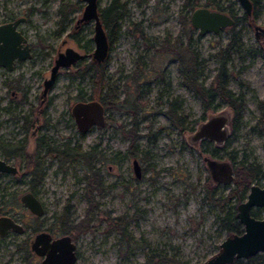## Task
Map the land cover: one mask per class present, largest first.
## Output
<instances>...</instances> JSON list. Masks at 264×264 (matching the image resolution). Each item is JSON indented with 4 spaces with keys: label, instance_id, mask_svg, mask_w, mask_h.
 <instances>
[{
    "label": "rangeland",
    "instance_id": "374dc122",
    "mask_svg": "<svg viewBox=\"0 0 264 264\" xmlns=\"http://www.w3.org/2000/svg\"><path fill=\"white\" fill-rule=\"evenodd\" d=\"M61 1H76L79 7L59 23ZM206 1L198 0L197 6ZM213 1L224 6L226 12L228 4L237 15L244 12L237 0ZM109 2L100 0L99 6ZM120 2L127 14L120 20V31L103 64L109 96L117 107L106 110L104 126L80 134L70 107L78 99L96 98L90 72L86 77L76 75V62L59 70L43 102L41 91L55 54L66 46L77 48L84 55L82 61L91 60L94 22L83 20L76 26L75 21L84 1L0 0V22L24 15L18 26L32 47L31 57L12 69L0 65V143H25L28 154L35 147L42 154L44 147L36 146L37 137L56 146L68 141L84 150L95 149L92 162L99 169L104 188L101 194L92 190L96 202L89 213L93 228L69 232L76 242L75 264H165L156 256L147 263L146 256L152 252L174 255L186 264H200L213 255L227 234L217 221L221 211L203 199L205 183L215 186L218 194H226L233 184L212 178L204 156L231 166L241 160H255L264 169V131L253 127L261 114L258 102L264 100V52L255 51L260 43L254 30L247 19H240L235 27L241 29L243 46L233 51L228 61V85L244 96L239 126L232 130L228 120L227 137L218 144L208 137L206 142L203 138L193 141L190 135L201 121L211 113L230 110L218 98L216 108L203 110L199 96L182 83L176 51L197 54L198 79L209 86L219 64L215 52L229 39L228 27L201 34L190 25L189 17L188 23L183 21L182 14L190 13L183 7L184 0ZM259 4L256 21L264 25V0ZM132 21L141 22L146 38L132 31ZM165 47L170 50L164 51ZM173 97L180 102L179 112L187 117L183 131L171 124L164 111L166 100ZM133 126L138 133L135 145L139 152L125 155L130 151L126 134ZM3 154L0 147V156ZM133 158L140 165L139 177L133 170ZM9 160L18 171L0 174V207L5 209L2 214L11 215L23 225L24 232L0 235V264H39L40 258L27 244L35 233L32 227L39 224V229L53 235L63 233L58 229L61 218L57 216L66 207L70 223L82 219L88 208L81 179L85 168L71 162L59 167L54 157H45L44 176L35 192L44 213L36 223L18 198L29 189L28 173L22 174L29 165L21 156H10ZM255 182L262 185L264 175ZM259 214L264 215V211ZM114 215L129 219V240L124 237L119 242L121 236L111 229L109 220Z\"/></svg>",
    "mask_w": 264,
    "mask_h": 264
},
{
    "label": "trees",
    "instance_id": "16d2710c",
    "mask_svg": "<svg viewBox=\"0 0 264 264\" xmlns=\"http://www.w3.org/2000/svg\"><path fill=\"white\" fill-rule=\"evenodd\" d=\"M233 0H230V2ZM259 2L260 0H251L253 4L251 16L256 19L259 15ZM198 5V0H184L183 7L187 8L188 11L191 12L195 6ZM205 6H209L210 8L213 6L216 9L224 10L225 7L218 5V3L212 1H206L203 3ZM79 4L76 1L66 2L61 1V5L58 8V13H60L59 23H62L64 19L67 18L68 13L72 12L73 9L78 8ZM227 12L233 16L234 23L228 27L229 32V39L221 45L218 50L215 52V56L217 60H219V64L216 68L215 75L211 79V83L209 86L205 85L198 79L199 75V61L197 60V54L192 51H185L182 52L176 51V58L178 64V71L182 77V83L192 90L193 93H196L200 98V103L202 104L203 110L206 109H214L217 107L216 98L226 102L228 104L231 116L229 118V122L231 124L232 130L236 129L239 126V122L241 120L243 110L245 107L244 96L242 92H235L233 91L228 85V61L230 54L233 51L240 49L243 46V41L241 37V29L236 28L235 25L240 19H247L249 21V16L246 13H242L241 15H237L233 12V8L230 4L226 7ZM99 17L100 21L102 22L105 31L107 32L108 42L110 43L114 41L116 38V34L120 31L121 24L120 20L124 18L127 14V11L124 9L123 3L120 0H110V2L103 7H99ZM190 14V13H189ZM188 12L182 14L183 21L188 23ZM132 23V31L138 36L140 35L142 38H146L145 31L141 26V22H131ZM166 47L164 51L168 52ZM255 51L262 52V47L257 48ZM107 59V58H106ZM95 62L94 60H87L82 61L79 60L76 64L78 66L77 70L75 71L76 75L79 77H86V75L90 72L91 82L93 87L96 88V98L100 99L104 108L107 110L109 107H117L116 103L112 100V97L109 96L110 88H107L106 78L104 76V62ZM242 83V82H240ZM103 89H106L103 92ZM180 102L177 100L176 97L166 100V108L165 113L168 116L169 121L173 126H176L179 130L183 131L187 126L186 122V115H182L179 112ZM258 106L260 108V116L255 121L253 125L254 128L264 131V100L260 99L258 102ZM135 109H133L134 111ZM105 119L107 120L108 117L106 116ZM138 133L136 131L135 126L131 127L130 132L126 134V137L130 139L129 144V152L124 153L125 155H135L139 152L135 145L136 137ZM203 142H206V139H202ZM8 145V146H7ZM37 147L42 146L43 152L39 154L36 151L32 152V154H28L25 152V143H0V147L3 150L5 156H10L17 154L21 156L25 162L29 165L25 172L22 174L28 173L27 179V187L32 191L36 192L37 184L43 178L44 174V162L46 156L56 157L58 159L59 166H63L64 164L71 163H81L85 168L86 174L81 176L85 184V192L84 194L87 197L88 208L82 216V219L77 221L76 223H70L69 217V210L66 207L60 214V224L58 229L62 232L69 233L71 229H74L77 232L88 231L91 230L93 227L90 225V216L89 213L91 212L92 208L96 207V202L94 201V195L92 190H96L99 194L102 193L104 185L101 181V175L99 173V169L95 167L92 160L96 156L95 149L89 148V150H84L81 147H76L70 142H65L61 148H55L53 145L48 143L47 141L44 142H37ZM215 147L214 149H217ZM206 150L205 148H203ZM264 175V169L262 165L255 161H242L238 162L236 165L232 166V179L229 182L225 183H233L230 189L226 194H218L216 192L215 186H210L205 183L204 190L206 193L203 195V199L213 203L220 211L221 214L217 215V221L219 225L225 229L227 233L233 232H242V224L236 218V210L235 206L239 201L245 197L248 187L254 181H258ZM16 198V197H14ZM16 200H18L16 198ZM231 203L230 206H227L228 203ZM5 209L0 207V214H2ZM259 208H254L251 213L253 215H259ZM36 223L39 221L38 216H34ZM129 219L126 218L124 215H114V217L110 218L109 224L111 229L117 231L119 233L120 241L123 238H127L125 240H129L130 236L127 233V221ZM33 231H39V224H36L32 227ZM71 235V234H70ZM156 256L158 261L165 263V264H186L184 260H178L175 258L174 255L167 256L165 254H156L152 252L148 254L147 263L150 262L151 257ZM247 259L245 262H242V258H235L231 263L228 264H264V254L261 252H256V254L246 257Z\"/></svg>",
    "mask_w": 264,
    "mask_h": 264
},
{
    "label": "water",
    "instance_id": "95a60500",
    "mask_svg": "<svg viewBox=\"0 0 264 264\" xmlns=\"http://www.w3.org/2000/svg\"><path fill=\"white\" fill-rule=\"evenodd\" d=\"M81 15L76 19V23L89 20L94 22L93 26V50L92 60L101 62L108 56L110 43L107 32L100 21L99 3L100 0H83ZM243 8L244 13L249 16V21L254 30V37H257L264 46V25L259 24L251 16L253 4L251 0H237ZM23 15L8 22H0V65L10 70L15 62L30 58L31 51L27 37L17 29L20 21H24ZM190 25L197 28L202 34L205 32H217L225 26H231L234 18L226 11L201 5L195 6L189 14ZM84 55L75 47L66 46L62 51L55 54L53 63L50 66L48 76L43 80L42 95L46 94L52 87L57 73L61 68L69 67L80 60ZM71 113L79 131L86 132L92 125L96 128L102 127L106 123V109L98 98L77 100L71 106ZM231 113L225 110L211 113L206 120L198 124L196 131L190 135L191 140L209 138L215 143L222 142L227 137V122ZM207 167L210 168V175L216 180L223 182L231 181L232 166L226 161H219L204 156ZM133 169L136 176L141 175L138 160L133 158ZM15 174L17 166L7 162L0 157V172ZM242 201L236 206V218L242 224V232L227 233L218 249L213 255L204 259L200 264H228L235 258H246L261 252L264 254V215L256 216L251 213L254 207H260L264 211V182L259 185L252 182ZM21 203L34 215L44 213L43 203L40 197L27 190L18 197ZM8 231L16 233L23 232V225L9 214L0 215V234L4 235ZM30 250L40 259L39 264H75L77 258L76 242L69 233L53 235L51 231L39 229L30 238Z\"/></svg>",
    "mask_w": 264,
    "mask_h": 264
},
{
    "label": "flooded vegetation",
    "instance_id": "af4514ba",
    "mask_svg": "<svg viewBox=\"0 0 264 264\" xmlns=\"http://www.w3.org/2000/svg\"><path fill=\"white\" fill-rule=\"evenodd\" d=\"M19 16H21V15H19ZM19 16H18V17H19ZM23 16H24V15H23ZM18 17H15V18H14V17H11V16H10V17H8V20H7V21H4V22H8L9 20H13V19H16V18H18ZM24 17H25V16H24ZM25 18H26V17H25ZM75 21H76V20H75ZM20 22H21V21H20ZM20 22H19V23H20ZM249 23H250V21H249ZM18 25H19V24H18ZM18 25H17V29L20 30V28H19ZM78 25H79V23L76 24V26H78ZM250 25H251V23H250ZM76 26H75V27H76ZM20 31H21V30H20ZM21 32H22V31H21ZM22 33H23V32H22ZM256 39H257V40L259 41V43H260V46H259V47H262V48H263V52H264V46H262L260 40H259L257 37H256ZM28 44H29L30 51H31L32 47H31V44L29 43V41H28ZM30 57H31V56H30ZM83 57H84V56H83ZM83 57H82V58H83ZM82 58H81V59H82ZM81 59H80V60H81ZM91 59H92V57H91ZM23 60H24V59H23ZM21 61H22V60H21ZM78 61H79V60H78ZM78 61H76V62H78ZM76 62H75V63H76ZM18 63H20V62H15V63H14V66H15V64H18ZM73 65H74V64H73ZM14 66H13V67H14ZM4 68H5V67H4ZM5 69H6V68H5ZM7 70H8V69H7ZM45 77H46V76L43 77V80H44ZM42 84H43V82H42ZM50 90H51V89H50ZM50 90H49V91H50ZM49 91H48L46 94H44V96L42 95V91H41V100H42V102H43L44 99L46 98V96H47V94L49 93ZM240 92H241V91H240ZM89 99H92V98H89ZM78 100L86 101V100H84V99H78ZM76 101H77V100H76ZM74 103H75V102H74ZM74 103H73V104H74ZM73 104H72V105H73ZM72 105H71V106H72ZM70 109H71V107H70ZM70 111H71V110H70ZM71 114H72V113H71ZM27 125H28V124H26V125L24 126L26 129L28 128ZM76 128H77V127H76ZM90 128H96V127L92 125V126L89 127L88 129H90ZM77 131H79V130L77 129ZM79 132H80V134H84V133H85V132H83V131H79ZM86 132H88V131H86ZM42 139H43L42 137H37L35 141H36V143H37V142H42V141H44V140H42ZM45 141H46V140H45ZM45 141H44V142H45ZM65 142H66V141H63L60 145H57V146H56V145H53V144H51V143H50V144L53 145V146L57 149V148H61ZM48 143H49V142H48ZM73 145H75L76 147L79 146V145H77V144H73ZM79 147H80V146H79ZM1 149H2V148H1ZM10 156H11V157H14V156H19V155L14 154V155H10ZM10 156L7 157V156H5V155L3 154V157H1V156H0V157L3 158V159H5L7 162L11 163L10 160H9V157H10ZM54 158H55L56 161H57L56 164L59 165V164H58V159H57L56 157H54ZM11 164H12V163H11ZM13 165H14V164H13ZM64 165H65V164H64ZM14 166H16V165H14ZM59 167H61V166H59ZM17 168H18V167H17ZM133 170H134V169H133ZM4 173H7V172H5V171H4V172H0V174H4ZM135 175H136V174H135ZM137 177H138V176H137ZM254 182H255V181H254ZM256 183H257V182H256ZM254 208H259V210H263V209L260 208V207H254ZM254 208H253V209H254ZM253 209H252V210H253ZM252 210H251V211H252ZM0 215H1V214H0ZM258 216H261V215L259 214ZM23 230H24V227H23ZM9 232H10V231H8L7 233H9ZM13 232H14V231H13ZM23 232H24V231H23ZM7 233H6V234H7ZM15 233H16V232H15ZM63 233H67V232H63ZM6 234H4V235H6ZM69 234H70V233H69ZM0 235H1V234H0ZM1 236H3V235H1ZM71 237H72V236H71ZM24 242H25V241H24ZM27 244H29V246H30V239H29V241H27Z\"/></svg>",
    "mask_w": 264,
    "mask_h": 264
}]
</instances>
